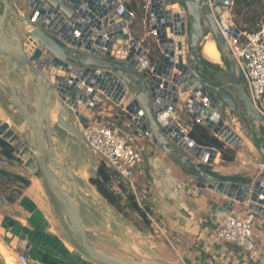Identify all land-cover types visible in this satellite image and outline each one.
Returning a JSON list of instances; mask_svg holds the SVG:
<instances>
[{"label": "water", "instance_id": "95a60500", "mask_svg": "<svg viewBox=\"0 0 264 264\" xmlns=\"http://www.w3.org/2000/svg\"><path fill=\"white\" fill-rule=\"evenodd\" d=\"M150 2L151 25L159 40L153 51L157 55L153 78L141 70V55L147 50L136 38L130 39V14L119 21L116 13L110 15L117 0H0V113L7 118H0V137L16 148L17 159L10 161L41 171L79 247L100 264L172 263L154 255L131 225L112 215L114 207L97 188L93 192L81 186L73 155L60 133L62 129L71 134L88 155L94 151L82 129L87 116L81 107L97 113L105 101L124 105L121 113L129 127L178 161L197 187L225 195L224 206L231 211L236 201H248L250 208L264 215V175L245 181L215 173L210 167L220 162L222 151L185 139L174 119L179 110L202 113L206 116L202 124L236 147L242 137L220 113L227 107L264 137L258 128L264 125V116L244 86L227 39L240 30L230 19L231 0ZM175 3L185 12L168 7ZM208 33L228 61V83L215 84L205 72L201 47ZM196 96H207L211 102L205 105ZM259 149L264 155V145ZM0 157L6 158L2 153ZM6 166L0 162V168ZM82 204L100 209L109 223L123 225L134 243L112 229L89 227ZM94 234L114 236L134 257L103 249L92 241ZM0 264H7L1 252Z\"/></svg>", "mask_w": 264, "mask_h": 264}, {"label": "crops", "instance_id": "0c3cea01", "mask_svg": "<svg viewBox=\"0 0 264 264\" xmlns=\"http://www.w3.org/2000/svg\"><path fill=\"white\" fill-rule=\"evenodd\" d=\"M168 7L180 9L178 3ZM144 16V11L141 15L137 14L129 26L132 36L140 40L151 37ZM203 44L204 41L201 55L209 79L215 84L228 83L230 78L228 82H222L217 76V73L223 72L229 77L228 61L223 59L221 53L217 59L206 55ZM212 72L216 73L213 77L210 75ZM116 107H119L120 112H110L109 106L108 111L105 107H100L97 113L106 112L112 116L114 114L112 120L127 123L121 113V107ZM82 109L84 108L81 107V111ZM86 111L88 117L97 114ZM0 118L7 119L1 113ZM239 119V113H233L232 122L238 125ZM177 120L189 131L194 126L189 116L179 115ZM246 127L253 131V136L247 140L249 148L254 147L260 152L261 158L257 163L260 171L253 177L238 175L239 171L232 169L230 164H224L226 160L223 156L219 163L211 165L212 171L223 177L234 176L245 181L255 180L258 175L264 173V155L259 149L264 145V137L247 124ZM258 128L264 132L263 124ZM128 131L143 154V161L136 167L134 180L137 195L146 199V215L150 225L144 222L145 231L139 233L143 235L144 244L150 247L154 255L172 264H264V215L258 212V220L254 224L258 254L252 259L236 244L216 235L217 225L231 211L224 206L227 197L208 187L199 188L197 194H194L192 187L196 186V182L189 177L187 169L151 138L138 135L130 128ZM209 131L213 134L210 129ZM0 162L7 164L6 167L0 168L5 172L0 173V181L9 179L10 182L5 190L0 186V252L6 250V254L10 255L16 264H21L17 257L18 252L27 256L28 264H68V260H72V264H100L92 260L71 236L58 227L44 179L39 172L30 171L6 158L0 157ZM78 174L88 180L85 175ZM14 175L28 179L29 183L24 184L22 180L14 178ZM180 186L184 187L181 193L176 191ZM190 188L192 190H189ZM248 208V201H236L233 211L244 212ZM110 224L112 222L106 224L109 229ZM118 225L125 234L126 228ZM135 247L138 248L136 245Z\"/></svg>", "mask_w": 264, "mask_h": 264}, {"label": "built area", "instance_id": "2783aa9c", "mask_svg": "<svg viewBox=\"0 0 264 264\" xmlns=\"http://www.w3.org/2000/svg\"><path fill=\"white\" fill-rule=\"evenodd\" d=\"M129 1L131 0H117L116 6L110 13V15L116 13L120 17L117 21L121 20L122 16L126 12L130 14L131 18L130 20H127L128 27L130 26V22L137 16V11L128 6ZM231 3L233 6L234 0H231ZM141 7L144 10L145 20L149 25V34L152 38H155V40L153 39V42L157 48L159 40L157 29L152 28L151 25V21L154 17L150 15V0H143ZM231 8L229 11H231ZM172 9L177 12H185L182 5H180V9ZM184 28L186 29V35H184L186 37L187 23H185ZM239 29L240 30L236 36L230 35L227 39L238 60L244 86L254 106L264 116V21L254 30ZM208 35H211V33H208ZM106 37H108L107 34ZM131 38L135 37L132 36L130 32V39ZM137 41L139 45H143L147 50L146 54L141 55V70L147 77L153 78L154 57L157 56L153 54L154 48L150 47L149 42H146L145 38L141 40L137 39ZM28 48L31 49V46ZM164 81L165 80H163V83ZM163 83L161 84V87H164ZM186 97L187 95L184 96V99ZM196 97L198 101L203 102L205 105H209L211 102L207 96L203 98H200V96ZM121 109L125 111L124 105H121ZM187 113H189V118L192 124L203 125L202 121L206 116L202 113L198 115H194L193 112ZM220 113H225L227 115V122L230 123L229 120H232L233 113L227 107L223 108ZM177 117H179L178 113L174 116V119L177 121L180 130L184 133V138L195 141L189 135V130L177 120ZM129 128L128 121L127 123L120 125L119 123L115 124L112 122H105L97 118H94V120L89 122L86 126H84V124L82 125L83 132L88 141L91 143L94 151L98 153L105 163L115 171L117 182L123 183L127 189L137 195L134 180L135 170L136 167L143 161V154L142 150L134 144V140L128 131ZM213 134L220 139L218 134ZM192 189L194 194H197L199 187L194 186ZM192 189L190 188L189 190ZM176 191L181 193L184 191V187H177ZM257 214L258 211L250 207L244 212L230 211L228 215L217 225V237L236 244L244 252L248 253L250 258L255 259L258 254V246L253 229V223ZM17 257L21 264L29 263L27 256L21 252L17 253Z\"/></svg>", "mask_w": 264, "mask_h": 264}, {"label": "rangeland", "instance_id": "374dc122", "mask_svg": "<svg viewBox=\"0 0 264 264\" xmlns=\"http://www.w3.org/2000/svg\"><path fill=\"white\" fill-rule=\"evenodd\" d=\"M137 3H141L143 0H134ZM245 3H243V8L240 13H236L233 9V6L231 8V16L230 19L232 21L233 25H246L250 28H257L259 27L263 21H264V0H255L254 2L251 3L250 6H244ZM141 15V14H140ZM249 19V21L246 23L245 20ZM142 33V32H138ZM209 38L214 39L213 35H209ZM146 42H149V45L151 48L156 49L155 43L153 42L151 37H147ZM205 42V40H204ZM229 73V70H227ZM218 78L222 82H228L229 77L223 73L219 72L217 73ZM111 106L109 109L110 112H120L119 107H116V105L112 104L110 101H105L104 103L102 102L101 107L104 109H107L108 107ZM87 109H82V112L86 115L87 114ZM89 111V110H88ZM179 115L182 117H187L189 116V113L187 111L179 110ZM94 117H88L86 119V122L84 123V126H86L89 122L94 120V118H97L102 121H110L114 122L115 124H120L123 125V121H116L112 120V117H114V114H107L106 112L104 113H97L93 114ZM232 126V128L242 137V142L236 146L233 147L227 142L223 141L225 146L227 147L228 151L230 154H233V159L232 160H226L224 164H230L232 169H235L238 172V175H243L246 177H253L256 176V174L260 171V168L258 166V162L260 161V152L254 147H251L252 149L249 148V144L247 140L253 136V131L249 130V128L246 127V123L242 120L241 118L239 119V124L237 125L236 123L234 124L232 120H229ZM248 131V134H247ZM60 133L62 137L64 138L66 144L69 147V150L71 151L74 161L77 166V172L81 173L82 175H85V177L88 180H84L83 178H79L80 184L85 190L93 191V189H96V185H94L89 179L90 177H95L97 173V169L99 165L104 161L102 157L96 153L95 151L91 152L90 155H88L87 151L76 141V139L66 132L65 130H60ZM135 144L136 142L133 141ZM137 146L139 147L138 143ZM39 174L42 176L41 171H39ZM264 175V173H263ZM43 178V176H42ZM9 180V179H8ZM8 180H1L0 181V186H2V190H5L7 186L9 185ZM45 188L48 194V197L50 199V202L53 206L54 214H55V221L64 233L67 235L71 236L72 239L76 241L75 236L71 233V231L66 227L64 224V220L62 217V212H61V207L56 201V199L51 195L47 189V185L44 181ZM93 187V188H92ZM110 188L119 191L120 188L118 186V182L116 180H112L110 182ZM94 192V191H93ZM95 196H98L95 194ZM90 201L95 202L94 197L92 196H86ZM138 203L142 207L146 208V199L144 197H141L139 195H135ZM114 209L115 213L112 214L114 215L117 219L124 221L128 223L129 225L132 226L133 230L140 235L142 238L143 235L140 234L139 232H144L145 230V225L143 224L145 222L144 218H142L139 213L136 211L132 210L129 208L126 204V200L123 199L121 202V206L111 204ZM82 217L84 222L89 226V227H96V228H107L106 224L108 223V220L104 217L102 211L96 207H91L87 204H82ZM258 217L256 216L255 221L253 223V229H254V224L258 220ZM150 225V223H147ZM110 228L114 231H117L119 233L123 234V229L122 227H119V225L115 222H112L110 224ZM129 241L133 242V237L129 233L123 234ZM92 241H94L98 246L102 247L103 249L116 254L118 256L122 257H128V258H133L134 256L128 251V249L119 241V239L115 238L114 236L110 235H101V234H94L91 235Z\"/></svg>", "mask_w": 264, "mask_h": 264}, {"label": "trees", "instance_id": "16d2710c", "mask_svg": "<svg viewBox=\"0 0 264 264\" xmlns=\"http://www.w3.org/2000/svg\"><path fill=\"white\" fill-rule=\"evenodd\" d=\"M255 0H234L233 3V9L236 13H240L243 8V3H245L244 6H250L252 2ZM142 2L137 3L134 0H131L130 3H128V6L130 8H134L137 11V14H141L144 10L140 7ZM140 5V6H139ZM249 19L246 18L245 22L247 23ZM239 28L242 29H248V30H254L256 28H250L246 25H237ZM258 28V27H257ZM228 64V62H227ZM216 73L212 72L210 74L212 77ZM242 78V77H241ZM189 135L199 144L209 145V146H215L223 153V158L225 160H232L233 154H230L227 147L225 146L224 142L219 139L217 136L210 133L209 129L205 126H202L200 124H194L193 128L189 131ZM0 153H2L7 159L13 160L17 159L16 156V148L12 146L10 143H8L6 140L2 139L0 137ZM0 173H4L0 169ZM225 178H232L234 176H224ZM14 178L22 180L24 184H28L29 180L23 178L20 175H14ZM94 185H96L97 189L102 193V195L110 202V204H116L118 206H121V202L123 199L126 200V204L129 208L139 213L142 218H144L145 223H149V219L146 215V208L141 207L135 197V194L131 192L123 183L118 182V186L120 188L119 191H115L110 188V182L112 180L117 181L116 173L115 171L109 167L105 161H103L98 169L95 177H90L89 179Z\"/></svg>", "mask_w": 264, "mask_h": 264}, {"label": "bare ground", "instance_id": "6f19581e", "mask_svg": "<svg viewBox=\"0 0 264 264\" xmlns=\"http://www.w3.org/2000/svg\"><path fill=\"white\" fill-rule=\"evenodd\" d=\"M203 51L206 55H208L209 57L214 58V59H217L220 55V52L217 48L215 40L212 38H209V37H207L205 39V42L203 44ZM2 253H3V256L6 258L7 264H16L15 261L12 259V257L10 255L6 254V250L3 249ZM72 262H73L72 260H68V264H72Z\"/></svg>", "mask_w": 264, "mask_h": 264}, {"label": "flooded vegetation", "instance_id": "af4514ba", "mask_svg": "<svg viewBox=\"0 0 264 264\" xmlns=\"http://www.w3.org/2000/svg\"><path fill=\"white\" fill-rule=\"evenodd\" d=\"M205 65V64H204ZM206 68V67H205ZM205 72H206V69H205Z\"/></svg>", "mask_w": 264, "mask_h": 264}]
</instances>
